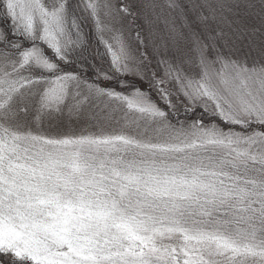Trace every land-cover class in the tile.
I'll use <instances>...</instances> for the list:
<instances>
[{
    "label": "snow or ice",
    "instance_id": "snow-or-ice-1",
    "mask_svg": "<svg viewBox=\"0 0 264 264\" xmlns=\"http://www.w3.org/2000/svg\"><path fill=\"white\" fill-rule=\"evenodd\" d=\"M0 264H264V0H0Z\"/></svg>",
    "mask_w": 264,
    "mask_h": 264
}]
</instances>
